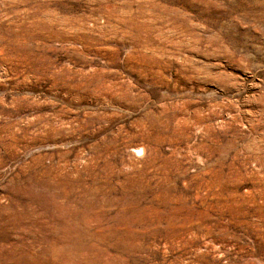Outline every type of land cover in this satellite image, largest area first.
Instances as JSON below:
<instances>
[{
    "label": "rangeland",
    "instance_id": "1",
    "mask_svg": "<svg viewBox=\"0 0 264 264\" xmlns=\"http://www.w3.org/2000/svg\"><path fill=\"white\" fill-rule=\"evenodd\" d=\"M0 264H264V0H0Z\"/></svg>",
    "mask_w": 264,
    "mask_h": 264
},
{
    "label": "bare ground",
    "instance_id": "2",
    "mask_svg": "<svg viewBox=\"0 0 264 264\" xmlns=\"http://www.w3.org/2000/svg\"><path fill=\"white\" fill-rule=\"evenodd\" d=\"M142 151V149H136L135 152L140 153Z\"/></svg>",
    "mask_w": 264,
    "mask_h": 264
}]
</instances>
